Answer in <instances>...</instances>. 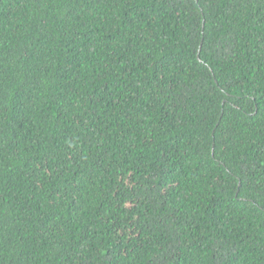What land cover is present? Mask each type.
<instances>
[{"label":"trees","instance_id":"1","mask_svg":"<svg viewBox=\"0 0 264 264\" xmlns=\"http://www.w3.org/2000/svg\"><path fill=\"white\" fill-rule=\"evenodd\" d=\"M0 264H264V0H0Z\"/></svg>","mask_w":264,"mask_h":264}]
</instances>
